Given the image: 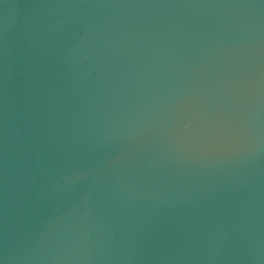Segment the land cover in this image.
<instances>
[{
	"label": "water",
	"instance_id": "obj_1",
	"mask_svg": "<svg viewBox=\"0 0 264 264\" xmlns=\"http://www.w3.org/2000/svg\"><path fill=\"white\" fill-rule=\"evenodd\" d=\"M0 264H264V0H0Z\"/></svg>",
	"mask_w": 264,
	"mask_h": 264
}]
</instances>
